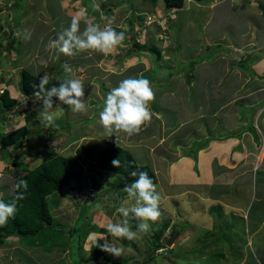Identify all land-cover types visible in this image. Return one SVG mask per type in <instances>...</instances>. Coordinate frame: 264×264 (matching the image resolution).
Here are the masks:
<instances>
[{
    "label": "rangeland",
    "instance_id": "374dc122",
    "mask_svg": "<svg viewBox=\"0 0 264 264\" xmlns=\"http://www.w3.org/2000/svg\"><path fill=\"white\" fill-rule=\"evenodd\" d=\"M219 1L213 0L211 3L206 4L211 9ZM231 2L245 6L251 14L255 12V0H249L246 4L239 0H231ZM157 3L158 6L154 9L149 2H143L142 0H86L84 3L81 0H22V4L25 5L20 11L21 14L19 13L20 16H17L14 13L16 6L13 1L0 0V10L4 8L10 11L7 16H11L14 13L12 20L8 19V22L13 21L18 26L14 28L16 29L15 36L10 35L9 39L0 37V72L10 75L9 62L20 65L21 61H24L25 64L21 63L20 65L22 68L24 67L40 77L47 73L48 77L55 82L69 77L70 74L66 73L63 67L67 63L72 68L71 75L81 79L85 86V102L89 104L90 100H94L92 104L88 105L87 114H82L73 113L68 105L53 97V111H56L57 107L60 110L56 111V122L50 127L54 136L50 140L47 135L48 125L40 116L42 101L38 99V102H35L31 99L30 104L26 105L29 98L22 95L17 87L14 86V81L18 80L15 75L16 73L17 75L20 74L17 72L20 66L16 65L18 70L12 75L14 81L12 85L7 86L10 94L16 99V103L11 111L12 115L5 113L0 119V134L25 123L27 126V138L26 142L23 143V147H19L17 151L15 148L14 150L11 148L8 151L5 149L3 152L8 153V155L0 152V177H2L0 178V199L11 196L13 178L18 176L20 172L19 169L15 170L13 168L11 161L28 160L24 161V164L30 167L35 162L41 161L45 155H48L50 149L73 156L74 150L78 145L89 143L104 145L109 141H114L130 151L137 164H146L152 169L154 168L155 184L163 196L160 205L162 217L159 221L151 223V230L147 234L141 233L137 239L131 241L118 239L107 231L106 224L109 221L119 222L123 219L116 212V208L127 201V193L124 191L126 183L119 174L108 170H103L96 178V182H90L89 178L84 176L78 184H75V189L72 188L71 184L62 188V192L67 194L65 193L66 196L59 198L61 204L58 207L54 208L51 203L50 210L54 222L57 223L56 225L68 228V230L47 229L44 233L35 237V244L30 243V241L21 242L17 238L10 237L5 243L0 245V264H142L150 254L148 252V244L151 241L154 230L164 221L169 225L164 232V236H169L172 228L176 229L178 235L172 233L171 236L175 235V238L171 244L169 246L164 245L163 248L156 250L151 261L143 264H237L244 256L249 258L247 262H250L253 258L263 261L258 254V250L264 248V234L262 242H256L258 243L256 245L258 248L252 247V252H250L249 245L245 244L248 234L246 233V228L250 229L252 220L260 217V206H248L246 208V216L237 214L231 219L232 214H229L227 218H229V221L231 220V224L233 223L232 220L238 222L237 224L235 223L234 229L223 219L224 215L222 217H213V224L216 229H212V227L207 225L202 229L196 227L192 229L191 225H195L192 224L195 216L187 215V213L183 212L180 215L178 214V205L182 211L186 209L185 199L191 192L189 191L190 185H186V191L183 189V192H185L183 194L184 200H179V204L174 198L170 200L173 197L172 195L166 194L167 192L180 193L179 184L170 185L166 181L169 179L170 171L174 174L181 167H162L165 165L166 158L162 157L163 159H161L158 155L156 157L154 150L149 151V149H154L156 146L161 145L162 147L159 148V151L175 153V150L173 151L169 144L174 142H177L178 145L180 144V140L175 135L179 127L165 129L166 122L168 124L169 122L172 124L176 122L177 124L181 120L182 106L192 111V108L188 107L189 103L193 105L197 101L205 102L216 99L215 94L221 89L227 74L221 78L213 79L210 76V73L214 71L213 66H216L219 71H223L227 69L226 65H224L226 59L229 60V65L231 64V67H234L235 60L241 57H238V54L229 56L223 52H234L232 50L235 49L236 53L245 54L242 46H238L237 42L240 40L233 38L229 34H233V32L238 30L249 29L250 25L258 26L263 33L264 17L260 16L262 14L257 8L256 12L260 15L255 12V18L249 19L248 16H242V12L237 13L236 17L232 16L226 7L220 6L215 12L214 23L212 24L211 21L206 23V18L211 17L212 19V14H208L210 10L207 12L205 5H200L195 8L196 10L193 7L188 10L191 13V22L194 20L193 24H195L192 27V23L189 24L190 21H186L189 18L187 11L182 13L181 21L179 20L180 14L173 15L174 13L172 14V12L167 20V15L160 13V11H163L161 9L162 3ZM193 3L197 5V2L193 1ZM94 4H98L99 9L95 8ZM86 8L91 9V13H88ZM141 10H145L148 13L156 10L153 11L156 14L150 13L149 18H146V24L142 21L137 23L135 17L141 14ZM93 12H97V16ZM53 13L54 18L51 16ZM68 16H76L84 23L89 21L98 24L101 28L117 26L122 29L124 27L123 31L126 32V39L133 36L141 42L148 40L150 46H155L160 51L159 57L156 59L154 52L150 54L145 48V51L137 52L135 46L132 47L133 43H128L126 39L108 55L96 53L99 59L101 58L100 56L104 55L103 60L101 59L100 62L96 60L95 53L82 52L72 57L65 56L56 49H50L48 44L50 41L57 39L58 33L62 28L70 25V20L72 19ZM129 17L133 19L132 23L126 22ZM154 20H157L160 25L155 27ZM219 21L221 22L217 23ZM31 23L33 28L35 25L39 28L36 33L33 29L31 33L32 40H26L24 39L25 30ZM131 24L132 27L130 26ZM215 36H223V39L214 42L212 37ZM37 40H40L37 45V49H40V56H45L46 59L43 61L29 60L27 62L24 54L25 52H28V54L32 53L31 51L34 47H31L36 46ZM19 41L21 44H19ZM32 42L33 45L31 46ZM231 43L237 45L233 46ZM9 45H12L15 50L11 49L12 52L9 50L5 51ZM130 49L134 50L130 51ZM207 49H210L214 55L208 56V54L212 53L208 52ZM88 57L91 58L90 61L93 59L92 63L84 60ZM258 69L261 70V65L257 66ZM247 73L249 79L253 80L256 77V81L264 77V75L257 76L258 72H255L252 68H249ZM130 77H142L151 82L155 95L151 104L154 105H152V109L157 111L156 117L151 116V119L141 127L140 132L131 137L123 132L116 134V137L115 135L107 136L104 128L98 122L99 112L103 109V101L111 88L118 86L122 80ZM203 84H208L209 89L213 90L208 91V89L200 88V85ZM53 86L58 87L59 82L53 85L51 83L48 89ZM247 100L251 101V96ZM244 104L246 110L250 112L247 116L251 125L254 126L253 114L257 110L254 106L257 105L258 107L261 102L252 106L248 102H244ZM248 106H251L250 109L247 108ZM196 107L202 109L201 104ZM28 111L35 112V116L25 120V116L29 113ZM170 111L175 113L173 117ZM165 132L171 138L164 144L163 141L165 140H163L161 134ZM146 133H160L154 141L161 144H157L149 137H143ZM255 133L258 135L257 132ZM133 138L136 139L134 140ZM184 145L186 146L187 144L184 143ZM34 149L38 150V154L34 158L35 160L29 161L30 156L28 153L31 150L34 152ZM161 153L163 154V152ZM5 164L6 167L4 169ZM155 164L156 167H152ZM187 168L192 167H184L183 170ZM172 178L176 180L174 175ZM186 180L191 183L194 182L193 173H188ZM123 183L125 185L121 187L120 184ZM198 190L194 203L197 202V206L201 205L203 210L207 206L204 200L212 198L205 192ZM60 193V191H57L56 195L58 196ZM207 193H210V191ZM87 194H90V196H87ZM87 197L88 201L84 202ZM202 205H204V208H202ZM84 208L86 210L84 215H79ZM253 208L258 210V216L253 214ZM173 211L175 212L174 215ZM198 217L206 220L203 214H199ZM243 217L249 222L248 227L243 225L241 220ZM180 219L183 221H180ZM129 222L133 230H136L137 225L140 223L138 219L131 216ZM84 227L93 229L89 231L83 240L79 239L75 232L80 231V228ZM100 236H103V238L98 240L100 251L96 254L97 259H91V251L94 245L93 238H99ZM80 241L82 247H79ZM104 245L119 247L123 249V253L117 257L108 251L102 250ZM256 263L258 264V262Z\"/></svg>",
    "mask_w": 264,
    "mask_h": 264
},
{
    "label": "crops",
    "instance_id": "0c3cea01",
    "mask_svg": "<svg viewBox=\"0 0 264 264\" xmlns=\"http://www.w3.org/2000/svg\"><path fill=\"white\" fill-rule=\"evenodd\" d=\"M185 1L187 3L185 2L182 9L177 10L176 14L182 15L181 12L187 11L186 13L187 15H189V18L186 21H190L189 24H191V13H189L188 10L192 9V7L194 9L196 7L198 8L200 5H205V9L207 12L208 10H210L208 14H212V19L211 17L206 18V23L211 21L212 24L214 23L213 19L215 17V12L220 6L226 7L228 12H230L232 16L236 17L237 13L242 12L241 15L245 17L248 16L249 19L255 18V12L257 8V6L255 5V12L251 14L245 6H240V4L238 3L233 4L231 0H220L219 2L215 3L211 7V9H209L206 3L195 2L197 4L195 5L193 3V0ZM239 1L245 2V0ZM261 1L264 3V0ZM191 3H193L194 5H191ZM257 10L261 12L260 9L257 8ZM256 14L260 15L257 12ZM3 15L5 16V14ZM260 16L264 17L263 15ZM1 20L2 21L0 22L2 27H0V37L9 39L10 35L15 36L16 29L7 27L8 25L4 23L5 21H8V19L2 18ZM220 22L221 21L217 23ZM32 26L33 24L31 23L25 30L26 34L28 32H30L31 34L33 32V29L36 33L39 27L35 25L33 28ZM15 27L16 25L14 26V28ZM229 35H231L235 39L240 40L239 42H237L238 46H240V44H250L249 42L256 44H254L255 46L253 47V52L251 54V56L254 57L253 59L255 60H249V68H252L255 72H258V75H264V49L262 50V48L264 47V32L262 33L261 28L255 25H250L249 29L247 28L243 31L238 30L233 32V34L230 33ZM212 39L214 40V42H218L223 39V36H215L212 37ZM30 40H32L31 37ZM39 41L40 40H37L36 46H32L33 42L31 43V48L34 47L31 51L32 53L28 54V52H25L24 57L27 58V62L29 60L43 61L44 59H46L40 56V49H37ZM19 44H21L20 41ZM11 49L15 50L9 45L8 49H5V51L9 50L12 52ZM33 52L36 53L33 54ZM103 56L104 55L100 56L101 58L99 59V62L101 61ZM251 56L248 55V59H251ZM9 63V71L11 72L10 75H7V73H0V81L1 78L10 79V83L7 84L8 86L12 85V82L14 81L12 75H14L13 73L18 70L16 65H19L18 63L12 64L11 61ZM21 63H24V61H21ZM229 63V60L226 59L224 65H226L227 69L223 70V76L225 74L231 75L233 74L232 72L235 71H240V69H237L236 67L231 68L229 66ZM258 65H261V70H257ZM239 74L240 78L243 79V82H246L248 80V73L241 71V73H238L237 75ZM15 76L18 80L14 81V86L18 88L19 75H17L16 73ZM203 85L204 88L208 89V91L213 90L209 89L208 84ZM0 86L3 87L4 85L1 83ZM263 91L264 82L261 83V86L259 88L254 90V95H252L251 97H255L257 92ZM235 101L236 100L232 97H226L220 103V105H216L213 110L211 101H197L193 104L194 106L189 103L190 105H188V107L192 108V111H189L188 109H186V107L182 106L183 110L181 111V120H179L177 124L176 122H174L173 124L171 122H169V124L166 122L165 124V129L179 127L177 129L178 132H176L175 135L180 140V144L178 145L177 142L169 144L170 148L173 151L175 150V153L159 151V148L162 147L161 145L156 146L154 149L151 148L149 149V151L154 150L153 152H155L156 157L158 155V157L161 159H163L162 157L166 158L165 165H163L162 167H181V169L175 171L174 174H172L173 172L170 171L169 179L166 181V183L170 185L179 184L180 193L177 194L167 192L166 194L172 195L173 197L170 198V200L174 198V200L179 204V200H184L183 194H185V192H183V189H185L186 191V185H190L189 191L191 192L185 199L186 209L182 211V209L178 205V214L180 215L183 212L187 213V215L195 216L194 221L192 219V224H195L191 225L192 229L195 227L202 229L206 225L214 229L215 225L213 224V217H222V215H224L223 219L228 222V224H230L232 229H234V226L238 222H234V220H232L233 223L231 224V220L229 221V218H227L229 214H232L231 219L237 214L246 216V208L248 206H260V217H258L257 219L254 218L252 220L250 229L246 228V233L248 234L245 244H247V246L249 245L250 252H252V249L258 244L256 242H262L264 234V93L259 99L254 101L255 104L261 102V104H258V107L257 105H255L257 110L253 114L254 126L251 125L250 119L247 115L244 116V119H241L240 113L242 111L236 110L238 106L236 105ZM199 104L202 105V109H200V107H196ZM248 104L252 103L249 101ZM170 114L173 117V114L175 113L170 111ZM154 115H156V110H154ZM248 125L249 127H253L254 131L257 132L258 135H254L252 129H250ZM160 133H146L143 137H149L152 141H154L156 140V136L160 135ZM168 133L165 132L161 134L163 140H165L163 141L164 144L171 138ZM133 139L135 140L136 138ZM198 141L204 142L201 144V147L199 146V148H197L194 152L195 159L189 155V152L183 153V148L189 150L193 143ZM184 143L187 145L185 146ZM157 144L161 143L157 142ZM161 152H163V154ZM152 167H156V164ZM184 167L192 168L183 170ZM152 170L154 172V168ZM188 173H193L194 182L191 183L190 181L186 180ZM173 175L175 176L176 180L172 178ZM198 189L205 192L207 195H210L212 198L204 200L207 206L204 208V205H202V208H204L203 210L201 209V205L197 206V202L194 203L196 201L195 197ZM208 191H210V193H207ZM191 193L194 195H192ZM216 207L218 208L215 209ZM232 210L234 211V213ZM174 214L175 212L173 211V215ZM199 214H203L206 220L199 218ZM253 214L258 216V210H256V208H253ZM241 220L245 227L249 226V222L244 217ZM180 221L183 220L180 219ZM258 254L262 257L263 261H261V259L255 260L253 258L250 262H247L249 258L244 256L237 264H254V262L255 264H257L256 262H258V264H264V248H260L258 250Z\"/></svg>",
    "mask_w": 264,
    "mask_h": 264
},
{
    "label": "trees",
    "instance_id": "16d2710c",
    "mask_svg": "<svg viewBox=\"0 0 264 264\" xmlns=\"http://www.w3.org/2000/svg\"><path fill=\"white\" fill-rule=\"evenodd\" d=\"M10 1H13V4L17 7L16 12H15L16 15L20 16L21 14L20 11H22L25 4L24 5L22 4V0H10ZM142 1L149 2V4L152 5L154 8L158 0H142ZM161 1L164 5V10H170V9L180 10L182 9L185 3V0H161ZM193 1L197 3H211L213 0H193ZM81 2L84 3L86 2V0H81ZM248 2L249 0H245L243 4H246ZM256 2H257L256 3L257 8L258 9L260 8L262 15L264 16V3L261 0H256ZM191 5H194V4L191 3ZM86 11L88 13H91L90 12L91 9L89 8H86ZM141 11H145V10H141ZM93 14L97 16V12L96 13L93 12ZM51 16H53L54 18V13ZM68 17L71 19L73 18L70 16ZM2 18L4 17L0 15V21H2L1 20ZM135 18L137 19V22L142 21L144 18V13L139 14ZM180 19H181V15H180L179 20ZM126 22L132 23L133 19L129 17L126 19ZM191 23L193 27L195 25L193 24L194 20ZM85 26H86V23H84L83 21H80L81 31L84 30ZM130 26L132 27V24ZM157 26L158 25H156L155 27ZM0 27H2L1 22H0ZM111 28H113L117 32H123L124 34H126V32L123 31V28L121 29V28H118L117 26L116 27L113 26ZM126 40L128 41V43L130 42L131 44L133 43L132 47L135 46L137 52H140L141 50L145 51V49H147L150 52H154L156 59H158L160 51L155 46H152V45L150 46L148 43V40H144L141 42L139 39H135L134 37H131V36L127 38ZM251 44H252L251 47H247L244 44L240 45L242 46L244 50V53H245L244 55H240L241 53H236L235 49L232 50L235 53L230 52V51L223 52L225 54L227 53L226 55H229V56L231 54H235V55L238 54V57L241 56L240 59L238 60L236 59L235 62L232 60V62L235 63L234 67H236L237 69H240V71L232 72L233 74L231 75L227 74V77H225L226 80L222 83L221 89L216 94L214 93L216 96L215 97L216 99L211 101L212 110L214 109L216 105H220V103L222 102L221 100H223L225 97L227 98L232 97L233 99L236 100L235 101L236 105L240 109L239 110L237 108L236 110L242 111L240 113L241 119H244V116L250 113L246 110V106L244 102H249L247 100L248 97L252 96L254 90H256L257 88L261 86V83L264 82V77L260 78V80L258 81L255 80L256 77L253 80L248 78L246 82H243V79L240 78V74L239 75L237 74L241 73V71H244L247 73V71L249 70V62L252 60H255L253 59L254 57L251 56L255 43H251ZM12 45L10 46L12 47ZM232 45L236 46L237 44L232 43ZM263 49L264 47L262 48V50ZM133 50L134 49H130V51H133ZM215 50H219V49H215ZM207 51L209 52L210 49H207ZM247 54L251 56V59H248ZM210 55L213 56L214 54L213 53L208 54V56ZM44 58L46 57L44 56ZM95 58L97 61L99 60V57L96 56V53H95ZM90 59L91 58L88 57L87 59L85 58L84 60L90 61ZM92 61L93 59L90 61V63H92ZM229 66L231 67V64ZM21 68L22 67H20V71H19L20 74H19V81H18L17 89L21 93L25 94L26 96L30 98H37L38 96H36L35 93L39 91L37 86L40 83L41 77L39 75H36L30 72L24 67L22 69ZM213 70L214 71L210 73V76L213 79H217L218 77L221 78L223 76L222 75L223 71H219L216 68V66H213ZM257 76H263V75L257 74ZM57 82H59V84L61 83V81L53 82L51 78H49L47 88L49 87L51 83L53 85V84H56ZM1 83L4 85L5 88L0 93V118L3 116L4 113L9 112L10 110L14 109V105L16 103V99L10 94L7 88L8 86L7 84L10 83V79L1 78ZM200 88L206 89L204 88V85H200ZM229 92H231L230 95H228ZM263 93L264 91L257 92L255 97L254 96L251 97L250 102L252 104L250 105L252 106L253 104H255L254 101L259 99ZM93 101L90 100L89 104L90 103L92 104ZM29 102L30 101H28V104H30ZM86 104L89 105L88 103ZM250 107H247V108L250 109ZM152 108L153 106L150 103V110ZM152 110L151 112L154 111ZM34 116H35V112L30 111L27 114V116H25V120L31 119ZM50 127L51 126H48L47 135L49 136L48 139L50 138V140H52L54 136H53V133H51L52 129H50ZM249 128L252 129L255 135L256 133L254 131V128L253 127H249ZM26 138H27L26 124H22L13 130H9L5 133H1L0 134V152L2 154H5L3 151L5 149L7 150L8 147H12V148H15L17 146L23 147V143L26 142ZM203 142L204 141L194 142L193 145L189 148V150H187L186 148H183V153L189 152V155L195 159L194 152L196 151L197 148H199V146L201 147V144ZM28 154L30 156L29 161H32L38 154V150L34 149V152L31 150V152ZM6 155H8V153H6ZM114 159L120 160V167H114L112 165V161ZM24 161H28V160L23 159L21 161H17V160L11 161L14 166L13 168H15V170L17 169L20 170L18 176H16L15 179L13 180V184L15 183L17 179L24 178L28 180L29 186H28L27 192L24 194L25 198L17 201V212L15 214V218L9 219L8 223L5 226L0 227V245L5 243L6 240L10 237L17 238L21 242L30 241V243L35 244L36 242L34 241L35 237H38L39 235L44 233L47 229L67 231L68 228L63 227L61 225H56L57 223L54 222V218L50 210L51 203L54 208L58 207L61 204V201L59 198L60 197L63 198V196H66L65 195L66 192L65 193L62 192V188L64 186L71 184V186H73V188L75 189V184H78L84 176H87L90 182L92 181L96 182V178L101 174V172L103 170L104 171L108 170L116 174H119L127 185V184L132 183L135 179L138 178V177H133L131 175L133 171H136L137 173H139L140 171H144L148 173L149 177L153 179L154 183L156 181L155 173L153 172L151 167H149L146 164H143V165L137 164L132 153L114 141H109L104 145H99L97 143L78 145L74 150L73 156L58 153L55 150L50 149L48 155H45L42 158V160L39 162L34 161L35 163L30 167L27 164H24ZM57 191L61 192L60 195L58 196L56 195ZM14 195L15 193L12 191L10 197H7V198L3 197L1 199L5 203H11L14 198ZM86 201H88V197L84 200V202ZM85 212L86 210L84 208V210H81V213L79 215L82 216L84 215ZM167 226H168V223L164 221L163 223H161V225L156 230H154L153 235L151 236V241L148 244V252H150V254L142 262V264L144 262L151 261V259L155 255L156 250L158 251L160 248L164 247L165 241L167 239V237L164 236V232ZM92 229L93 228L91 227L80 228V231H76L75 234L77 235L79 239L84 240V238L88 235L89 231H91ZM175 232H176V229L173 228V230L170 232V235H172V233L178 234V232L176 233ZM163 240H164V243H163ZM79 247H82L81 241H80ZM99 247H100V243H98V246L96 244L93 245L92 251H91V254H92L91 259L92 258L95 260L97 259L96 254L100 251Z\"/></svg>",
    "mask_w": 264,
    "mask_h": 264
},
{
    "label": "clouds",
    "instance_id": "9594fccd",
    "mask_svg": "<svg viewBox=\"0 0 264 264\" xmlns=\"http://www.w3.org/2000/svg\"><path fill=\"white\" fill-rule=\"evenodd\" d=\"M157 2L162 3L161 0H158ZM93 6L99 9L98 4H94ZM157 6L158 3H156L154 9L155 7L157 8ZM161 7L163 11H160V13H165V15H167V20L170 18L171 12L172 14L174 13L173 15L176 14L175 12L177 10H164L163 3L161 4ZM16 9L17 7L15 8L14 13L16 12ZM153 11L149 13L146 11L140 12L144 13V15L146 14L144 16L145 19L143 18L142 20L143 23L146 24V18H149L150 13L156 14ZM9 13L10 11L5 10L4 8L0 10L1 16L12 20L14 13L11 16H7ZM3 14H5V16ZM156 21L154 20L153 23L159 26L160 23ZM4 23L9 27H12V29H14V26L16 25L13 21H5ZM85 23L86 26L84 30L81 31L80 20L74 16L70 25L66 28H62V30L58 33L57 39L50 41L48 47L50 49H56L59 53L68 57L75 56L76 54L82 52L108 55L119 47L126 39L123 32H117L110 26L101 28L98 24L89 21H86ZM30 37L31 34L28 32L25 35V39H30ZM244 45L251 47L252 44L250 43ZM148 52L151 54L149 50ZM63 67L65 72L70 75L68 78L62 80L58 87L53 86L50 89L47 88L49 77L48 74L45 73L40 78V83L37 86L39 89V91L35 93V95L38 96L37 98H30L21 93L22 95H25V97L30 98L28 101L31 99H35V102H38V99L42 101L40 116L48 126L55 124L56 111L60 110V108L57 107L55 109L56 111H53V97L58 98L60 102L68 105L73 113L87 114L89 110L84 99L85 86L82 80L71 75L72 68L67 63H65ZM4 88V86H0V93ZM154 98V89L148 79L142 77H130L124 79L118 84V86L111 88L107 93V96L103 101V109L99 112L98 122L104 128L107 136L115 135L116 137V134L123 132L127 136L131 137L140 132L141 127L151 119V116H155L154 111L151 115L150 110V103L154 101ZM26 105L29 104L27 103ZM12 110L6 113L11 114ZM2 117L0 119H2ZM17 127L15 126V128ZM15 128H11L10 130ZM11 148L12 147H8L7 150ZM18 148L19 146L15 147L16 151ZM112 165L114 167H120V160L114 159L112 161ZM5 167L6 164L4 169ZM131 175L138 178L124 187V191L127 193V201L116 208V212L119 213L123 219L119 222L109 221L106 224L107 231L113 237L118 239H127L129 241L137 239L141 233L147 234L151 230V223H155L161 219L162 213L160 211V205L163 200L161 192L158 191L157 185L153 182V179L149 177L147 172L140 171L137 173L136 171H133ZM14 179L15 177L13 180ZM28 186L29 182L27 179L19 178L12 185V191L15 193L12 202L5 203L2 199H0V227L5 226L9 219L15 218V214L17 212V201L25 198L24 194L27 192ZM87 196H90V194H87ZM125 204H127V206H125ZM130 216L140 221L136 230H133L130 225ZM169 236L165 237L168 238ZM102 238L103 236H100L99 238L94 237L93 243L98 246V240ZM102 250L108 251L117 257L121 256L123 253V249L113 245H104Z\"/></svg>",
    "mask_w": 264,
    "mask_h": 264
},
{
    "label": "water",
    "instance_id": "95a60500",
    "mask_svg": "<svg viewBox=\"0 0 264 264\" xmlns=\"http://www.w3.org/2000/svg\"><path fill=\"white\" fill-rule=\"evenodd\" d=\"M124 185H125V183H123V184H120V186L121 187H124ZM175 238V235H173V236H171V237H169L168 239H167V241H166V246H169L170 244H171V242H172V240Z\"/></svg>",
    "mask_w": 264,
    "mask_h": 264
},
{
    "label": "bare ground",
    "instance_id": "6f19581e",
    "mask_svg": "<svg viewBox=\"0 0 264 264\" xmlns=\"http://www.w3.org/2000/svg\"><path fill=\"white\" fill-rule=\"evenodd\" d=\"M21 239H22V238H21ZM23 240H24V239H23ZM23 240H22V241H23Z\"/></svg>",
    "mask_w": 264,
    "mask_h": 264
}]
</instances>
